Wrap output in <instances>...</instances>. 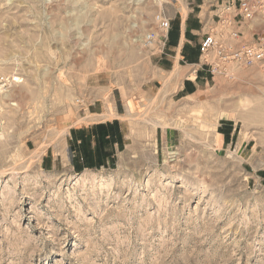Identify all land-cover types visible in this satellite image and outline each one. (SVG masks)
Wrapping results in <instances>:
<instances>
[{"label":"rangeland","instance_id":"1","mask_svg":"<svg viewBox=\"0 0 264 264\" xmlns=\"http://www.w3.org/2000/svg\"><path fill=\"white\" fill-rule=\"evenodd\" d=\"M179 1L0 0V72L23 78L0 94V264H264V62L212 52L178 92L193 68L158 72L146 36ZM252 1L225 45L264 39ZM117 108L123 142L79 169L72 128Z\"/></svg>","mask_w":264,"mask_h":264},{"label":"crops","instance_id":"2","mask_svg":"<svg viewBox=\"0 0 264 264\" xmlns=\"http://www.w3.org/2000/svg\"><path fill=\"white\" fill-rule=\"evenodd\" d=\"M238 1L181 0L178 2L179 22L177 27H171L164 49L156 48V52L151 51L158 72L160 70L165 71L168 65L175 67L176 64L183 68H186V66L193 68L194 77H184L178 92L192 95L197 92L200 83L208 84L209 79L213 78L208 67L203 65L201 43L208 33L221 29L219 17L223 14L225 6L235 4ZM183 9L186 10V13ZM238 19L239 27L245 35L247 20L242 21L240 17ZM231 28H234V26ZM156 45L160 46L157 43ZM177 76L180 78V75H176V78H178ZM92 114L102 115L98 112ZM119 116L120 112L117 108L116 116L112 119H100L90 125H80L72 128L70 145L71 150L76 154L75 164L79 169L104 166L112 159L119 143L123 142L122 123Z\"/></svg>","mask_w":264,"mask_h":264},{"label":"built area","instance_id":"3","mask_svg":"<svg viewBox=\"0 0 264 264\" xmlns=\"http://www.w3.org/2000/svg\"><path fill=\"white\" fill-rule=\"evenodd\" d=\"M255 13L256 4L252 0H239L235 4H227L223 10V14L219 17L221 29L213 33H208L201 43L202 61L210 53L215 52L219 56V59L224 61H235L244 65L264 62V39H260L257 42L241 44L240 47L233 49L231 45L227 46L224 44L223 39L221 40L220 38L221 34H219L220 31H225L232 38L229 40L237 39L239 32L231 28L233 23H239L238 17L241 20H250L255 16ZM156 21L162 34L158 32L148 33L146 43L150 46L157 43L160 45L159 49H164L171 29V19L160 12L156 15ZM203 64L206 63L203 61ZM207 67H209V72L214 73L217 71L218 62H211ZM22 80L23 78L18 74H2L0 72V94L9 90L14 85H18Z\"/></svg>","mask_w":264,"mask_h":264},{"label":"bare ground","instance_id":"4","mask_svg":"<svg viewBox=\"0 0 264 264\" xmlns=\"http://www.w3.org/2000/svg\"><path fill=\"white\" fill-rule=\"evenodd\" d=\"M256 106H258V105H256ZM262 108V107H261ZM255 111H256V123H258V121H259V123H260V121L261 120H259V113H258V111H257V107H256V109H255ZM253 114H255L254 112H253ZM254 116V115H253ZM242 117H243V114H242ZM253 119H255V118H253ZM6 171V170H5Z\"/></svg>","mask_w":264,"mask_h":264}]
</instances>
